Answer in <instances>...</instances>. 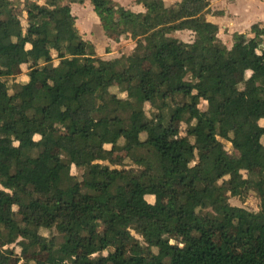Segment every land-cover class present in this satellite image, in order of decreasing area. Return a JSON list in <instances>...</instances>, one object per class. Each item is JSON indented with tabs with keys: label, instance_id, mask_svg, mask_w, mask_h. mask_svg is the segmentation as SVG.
Returning <instances> with one entry per match:
<instances>
[{
	"label": "trees",
	"instance_id": "16d2710c",
	"mask_svg": "<svg viewBox=\"0 0 264 264\" xmlns=\"http://www.w3.org/2000/svg\"><path fill=\"white\" fill-rule=\"evenodd\" d=\"M67 1L0 0V264H264V26L227 47L210 0H90L135 42L125 67L96 60ZM250 193L256 212L229 203Z\"/></svg>",
	"mask_w": 264,
	"mask_h": 264
},
{
	"label": "rangeland",
	"instance_id": "374dc122",
	"mask_svg": "<svg viewBox=\"0 0 264 264\" xmlns=\"http://www.w3.org/2000/svg\"><path fill=\"white\" fill-rule=\"evenodd\" d=\"M111 1L117 2L122 10L128 13L144 12V8L138 0ZM176 1L177 0H163L165 11L168 12L170 7ZM37 2L41 5H48L50 7H52V5L55 3H68L67 0H53L51 4H47L48 2H46L45 0H37ZM246 4H250L251 7H249V10H247ZM261 5L264 7V3H226V6H222V4L219 3V0H210V13L207 15L210 32L215 33V35L219 37L227 47L231 46V37L234 33L243 36L245 39L250 38L251 35L249 34V28L251 25L258 24L264 26V19L260 18V14L264 12V8H262ZM257 7L260 8L256 9ZM70 8L72 14L76 17V27L79 31L80 38H82L84 42H89L93 45L97 61L108 60L117 57L121 58L122 63L125 67H129L132 65V62L128 59V56L131 50L134 48L135 42L131 39H125L120 42H115L114 40L107 38L100 28L99 19L93 10V5L90 0H85L80 4L71 3ZM213 12H219V15L212 14ZM225 12L227 13L226 17L221 18L223 13ZM232 17L236 18L234 20L236 26H234L233 29L229 24V22L233 20ZM20 20L21 24L25 28L26 22L24 18H21ZM174 36L183 40L184 42H191L193 40L192 32L187 30L178 31L174 34ZM141 41L143 42L144 46L148 47L151 44L150 35L144 36ZM52 55H55L54 51H52ZM144 67L148 68V65H145ZM153 70L156 72H160V68L158 66L153 67ZM171 71L172 69L167 70L168 73H171ZM8 75L22 80L25 78V70L15 69L8 72ZM249 75V72L237 73L236 80L240 82L243 78H246ZM199 107L206 109L205 102H200ZM56 152V148L52 150H45L46 155ZM77 171L79 174L83 172L81 169H78ZM91 171L92 173H94L95 169L92 168ZM133 188L135 190H138L137 185L133 186ZM229 203L233 206L241 207L251 212H256L259 208V199L255 193H250L244 201H240L237 197L230 198ZM68 227H75V224L71 223L66 227L64 225L54 226L52 230L53 236H56L60 239L62 231L67 229ZM206 230L210 232V228H207ZM33 257L35 256L31 254L25 255V258ZM14 260L15 259L12 258L11 264H14Z\"/></svg>",
	"mask_w": 264,
	"mask_h": 264
},
{
	"label": "crops",
	"instance_id": "0c3cea01",
	"mask_svg": "<svg viewBox=\"0 0 264 264\" xmlns=\"http://www.w3.org/2000/svg\"><path fill=\"white\" fill-rule=\"evenodd\" d=\"M257 1H258V0H257ZM257 1H256V0H219V3H221L222 6H226V3H262V2H260V1H258V2H257ZM211 2H212V1H211ZM246 5H247V4H246ZM249 7H251L250 4L246 6L247 10H249ZM261 7L264 8L262 5H261ZM258 8H260V7H257L256 9H258ZM226 15H227L226 12L223 13V15H222L221 18L226 17ZM220 16H221V14H220ZM207 17H208V16H207ZM260 18H263V19H264V12H263L262 14H260ZM232 19H233V20H231V21L229 22V24H230V26H231L232 29H233L234 26H236V24L234 23V20H235L236 18L232 17Z\"/></svg>",
	"mask_w": 264,
	"mask_h": 264
},
{
	"label": "built area",
	"instance_id": "2783aa9c",
	"mask_svg": "<svg viewBox=\"0 0 264 264\" xmlns=\"http://www.w3.org/2000/svg\"><path fill=\"white\" fill-rule=\"evenodd\" d=\"M260 2L264 3V0H259Z\"/></svg>",
	"mask_w": 264,
	"mask_h": 264
}]
</instances>
